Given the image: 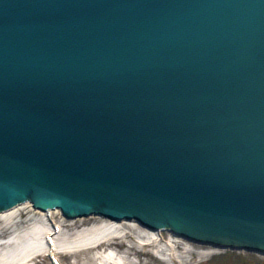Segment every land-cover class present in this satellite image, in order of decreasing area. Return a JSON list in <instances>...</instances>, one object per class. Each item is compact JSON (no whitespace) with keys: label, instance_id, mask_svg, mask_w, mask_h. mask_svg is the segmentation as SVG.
Segmentation results:
<instances>
[{"label":"water","instance_id":"obj_1","mask_svg":"<svg viewBox=\"0 0 264 264\" xmlns=\"http://www.w3.org/2000/svg\"><path fill=\"white\" fill-rule=\"evenodd\" d=\"M26 202L264 255V0H0V212Z\"/></svg>","mask_w":264,"mask_h":264},{"label":"bare ground","instance_id":"obj_2","mask_svg":"<svg viewBox=\"0 0 264 264\" xmlns=\"http://www.w3.org/2000/svg\"><path fill=\"white\" fill-rule=\"evenodd\" d=\"M30 206L32 204L26 202L0 212V264H62L60 261L61 256H73L76 258L77 256L80 257V255L84 256L81 259L83 264H133L127 260L129 256H118L112 251L113 247H111L112 237L110 235L114 232H111V230L117 228L119 223H125V220L114 222L109 218L96 215L104 220L108 219V221H104L106 224L83 228V230L73 232V235H67L63 232L65 228L63 223H57V225L55 224L56 221L54 223L53 213H56L57 210L62 214L65 221H73L74 223H77V221L81 222L83 218L76 220L66 218L59 208L49 209L44 212L32 207L33 211L41 215L39 219H36L33 214L30 215L28 211L24 210V208ZM128 222L137 223L134 220ZM138 225L145 229L144 232L146 234L150 235L151 241L158 239L161 232H164L176 239H183L185 242L193 243L196 246L210 247L218 251L228 250L231 252L244 251L252 253L248 250H240L233 247L221 248L201 245L183 237L175 236L169 231L153 232L140 224Z\"/></svg>","mask_w":264,"mask_h":264},{"label":"rangeland","instance_id":"obj_3","mask_svg":"<svg viewBox=\"0 0 264 264\" xmlns=\"http://www.w3.org/2000/svg\"><path fill=\"white\" fill-rule=\"evenodd\" d=\"M32 207H26L24 210L39 219L41 215L33 211ZM53 214L54 223L55 221L56 225L63 223L65 227L63 232L67 235H73V232L83 230V228L105 225L104 221H108V219L104 220L91 215L86 218L81 217L83 218L81 222L74 223L73 221H65L62 214L57 210ZM121 223L118 224L117 228H111V232L114 231L110 235L112 237V251L118 256H129L127 260L133 264H264V255L261 256L258 253L218 251L210 247L196 246L193 243L185 242L183 239H176L164 232H161L159 238L155 239V241L158 240L155 243V241L150 240V235L144 232L145 229L137 223H129L128 221ZM82 258L84 256L81 255L76 258L61 256L60 261L62 264H83Z\"/></svg>","mask_w":264,"mask_h":264}]
</instances>
